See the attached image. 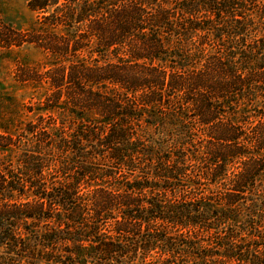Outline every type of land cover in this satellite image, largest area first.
I'll list each match as a JSON object with an SVG mask.
<instances>
[{
	"label": "trees",
	"instance_id": "16d2710c",
	"mask_svg": "<svg viewBox=\"0 0 264 264\" xmlns=\"http://www.w3.org/2000/svg\"><path fill=\"white\" fill-rule=\"evenodd\" d=\"M26 5L0 46L51 92L0 122V264H264V0Z\"/></svg>",
	"mask_w": 264,
	"mask_h": 264
},
{
	"label": "rangeland",
	"instance_id": "374dc122",
	"mask_svg": "<svg viewBox=\"0 0 264 264\" xmlns=\"http://www.w3.org/2000/svg\"><path fill=\"white\" fill-rule=\"evenodd\" d=\"M36 19L26 0H0L1 39L12 31H27ZM49 61L41 49L27 42L8 49L0 46V122L12 121L14 127L18 117L36 120V107L51 92L45 74L51 68ZM16 111L21 113L14 114Z\"/></svg>",
	"mask_w": 264,
	"mask_h": 264
}]
</instances>
